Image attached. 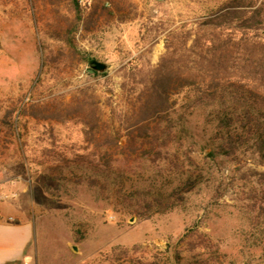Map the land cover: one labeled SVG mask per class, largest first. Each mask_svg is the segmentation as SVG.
Wrapping results in <instances>:
<instances>
[{
	"label": "rangeland",
	"instance_id": "obj_1",
	"mask_svg": "<svg viewBox=\"0 0 264 264\" xmlns=\"http://www.w3.org/2000/svg\"><path fill=\"white\" fill-rule=\"evenodd\" d=\"M131 1L136 10L126 20L105 14L87 28L83 22L94 0H79L83 19L74 39L79 54L52 62V73L42 77L43 41L56 51L60 44L46 37L47 26L58 21L57 10L70 19L75 13L56 0H0V192L18 193L7 199V213L25 210L34 222L39 264H264V223L250 199L258 187L254 174L264 170V162L250 148L236 160L205 158L214 134L209 107L178 106L175 113L198 141L204 179L173 208L138 216L115 196L105 199L108 189L91 186L90 167L71 160L37 165L50 125L22 115L23 106L69 101L86 92L109 122L111 103L124 99L126 68L157 67L168 36L191 33L192 39L201 22L223 13L227 0ZM260 3L264 16V0ZM81 56L105 67L96 70ZM53 133L56 151L70 156L73 142L78 149L77 126L56 125ZM139 163L131 164L142 166L136 173L126 172L127 192L151 189L153 196L177 186L176 176L157 177L154 166Z\"/></svg>",
	"mask_w": 264,
	"mask_h": 264
},
{
	"label": "trees",
	"instance_id": "obj_2",
	"mask_svg": "<svg viewBox=\"0 0 264 264\" xmlns=\"http://www.w3.org/2000/svg\"><path fill=\"white\" fill-rule=\"evenodd\" d=\"M56 1L65 2L75 17L70 19L57 10L58 21L47 26L46 37L60 44L56 51L43 41L42 77L52 73V62L67 54H79L74 39L83 19V6L79 0ZM259 2L227 0L223 13L217 11L201 22L192 39L191 33L168 36L166 54L157 67L126 68L124 99L111 103L109 122L103 120L96 97L86 92L69 101L55 98L23 106L22 115L50 125L51 135L37 165L71 160L90 167L95 172L89 178L91 186L108 189L105 199L111 201L115 196L138 216L173 208L204 179L195 148L198 141L188 133L182 119L175 117L178 106L210 108L214 134L205 158L236 160L250 148L264 162V34L254 33L264 29ZM90 9L89 20L83 22L87 28L105 14L126 20L136 4L131 0H94ZM81 60L93 64L90 57L81 56ZM69 124L78 127L81 139L78 149L73 142L67 156L64 151H56L53 130L56 125ZM136 160L154 166L157 177L176 176L177 186L165 192L157 189L153 196L151 189L127 192L126 172L142 167L131 165ZM254 175L258 187L250 193L251 206L264 223V170Z\"/></svg>",
	"mask_w": 264,
	"mask_h": 264
},
{
	"label": "crops",
	"instance_id": "obj_3",
	"mask_svg": "<svg viewBox=\"0 0 264 264\" xmlns=\"http://www.w3.org/2000/svg\"><path fill=\"white\" fill-rule=\"evenodd\" d=\"M18 193L0 192V264H39L35 245L36 226L27 212L7 213L8 198ZM19 202H15L19 206ZM26 213V214H25Z\"/></svg>",
	"mask_w": 264,
	"mask_h": 264
},
{
	"label": "water",
	"instance_id": "obj_4",
	"mask_svg": "<svg viewBox=\"0 0 264 264\" xmlns=\"http://www.w3.org/2000/svg\"><path fill=\"white\" fill-rule=\"evenodd\" d=\"M93 67L96 70H102L105 67V64L100 62V61L94 60L93 61Z\"/></svg>",
	"mask_w": 264,
	"mask_h": 264
}]
</instances>
